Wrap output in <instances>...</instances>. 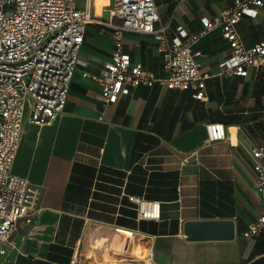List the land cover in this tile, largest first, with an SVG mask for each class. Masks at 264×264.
I'll return each instance as SVG.
<instances>
[{
  "label": "crops",
  "instance_id": "obj_1",
  "mask_svg": "<svg viewBox=\"0 0 264 264\" xmlns=\"http://www.w3.org/2000/svg\"><path fill=\"white\" fill-rule=\"evenodd\" d=\"M155 1L160 24L190 31L231 3ZM109 10V0H96V16L106 20ZM90 24L100 29L85 34V58L63 112L51 124L37 125L27 100L11 172L41 188L44 209L33 223L19 222L1 264H69L74 255L78 264H103L107 256L117 264H147L131 253L143 254L146 246L158 264H264V232L242 235L264 210L251 153L253 145H264V65L246 77L218 78L219 61L230 48L214 32L196 45L203 69L212 74L207 101L195 99L192 89L155 84L132 87L106 104L98 84L81 72L110 60L113 31ZM237 29L247 45L264 39V6L257 17L244 16ZM124 49L160 71L153 36L126 31ZM212 121L225 124L226 139L208 143L206 124ZM131 195L158 201L159 218L138 219ZM193 219H232L235 235L188 239L184 224Z\"/></svg>",
  "mask_w": 264,
  "mask_h": 264
},
{
  "label": "built area",
  "instance_id": "obj_2",
  "mask_svg": "<svg viewBox=\"0 0 264 264\" xmlns=\"http://www.w3.org/2000/svg\"><path fill=\"white\" fill-rule=\"evenodd\" d=\"M214 18L203 17L202 28L190 31L183 24H160L155 0H109L111 17L95 15L96 0H0V255L7 253L11 237L23 220L33 223L43 212L42 190L27 178L11 172L19 148L27 100L31 99L30 120L51 124L65 109L75 74L79 51L87 25L101 22L113 31L115 47L102 66H87L83 78L98 84L101 99L116 103L132 87L193 90V97L208 100L207 80L201 52L196 45L204 37L219 32L230 51L219 61L218 75H249L264 65V39L247 45L237 29L244 17L255 18L264 0H230ZM117 19L118 21H115ZM126 31L149 34L157 41L160 71L148 69L124 49ZM208 143L224 140L226 126L221 121L206 124ZM257 190L264 193V145L251 148ZM137 204L138 219H158L159 202L131 195ZM264 232V210L250 222L244 237ZM1 264V262H0ZM69 264H78L77 255Z\"/></svg>",
  "mask_w": 264,
  "mask_h": 264
},
{
  "label": "water",
  "instance_id": "obj_3",
  "mask_svg": "<svg viewBox=\"0 0 264 264\" xmlns=\"http://www.w3.org/2000/svg\"><path fill=\"white\" fill-rule=\"evenodd\" d=\"M188 239H220L235 235L232 219H193L184 224Z\"/></svg>",
  "mask_w": 264,
  "mask_h": 264
},
{
  "label": "rangeland",
  "instance_id": "obj_4",
  "mask_svg": "<svg viewBox=\"0 0 264 264\" xmlns=\"http://www.w3.org/2000/svg\"><path fill=\"white\" fill-rule=\"evenodd\" d=\"M99 29L100 28L98 26H95V25H92V24H88L87 25V32H86V34L88 35L89 32H92V33L95 34V33L98 32ZM243 32L246 33V34L249 33L250 32V28H248V27L244 28L243 29ZM84 58H85V56L82 54V52L80 50L79 60H78L77 66H80V65L83 64V62H82L81 59H84ZM218 76H219L218 78H223V76H221V75H218ZM144 248L145 249H144L143 254L141 253L140 255H136V257H138V258H144V260L147 261V264H158V263H156L157 262V259H156L157 256L155 254H152L153 248L150 247V246H148V247L146 246ZM96 254H98V253H96ZM107 258H108V260H106V262H104L103 264H117L118 263L116 260L110 259L108 256H107Z\"/></svg>",
  "mask_w": 264,
  "mask_h": 264
},
{
  "label": "bare ground",
  "instance_id": "obj_5",
  "mask_svg": "<svg viewBox=\"0 0 264 264\" xmlns=\"http://www.w3.org/2000/svg\"><path fill=\"white\" fill-rule=\"evenodd\" d=\"M110 17H111V12L109 10V17L106 20L110 19ZM101 20H103V19H101ZM103 21H105V20H103ZM128 250H129V248H128ZM131 253H134V254L136 253V255L141 254L140 252H137V251H134V250H131Z\"/></svg>",
  "mask_w": 264,
  "mask_h": 264
}]
</instances>
